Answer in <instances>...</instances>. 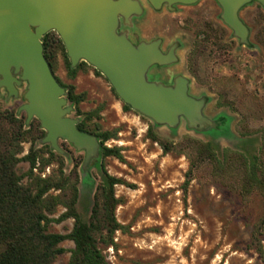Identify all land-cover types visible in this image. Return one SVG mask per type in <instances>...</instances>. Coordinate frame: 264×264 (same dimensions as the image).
<instances>
[{
	"label": "rangeland",
	"instance_id": "1",
	"mask_svg": "<svg viewBox=\"0 0 264 264\" xmlns=\"http://www.w3.org/2000/svg\"><path fill=\"white\" fill-rule=\"evenodd\" d=\"M220 14L215 0L177 6L173 11H153L145 4L133 33L147 42L161 39L163 51L176 46L177 63L154 68L152 73L167 82L177 75L188 78L190 94L208 100L205 116L226 119L221 132L197 133L184 123L174 130L155 126L125 108L107 80L86 63L88 67L70 77L69 60L57 51L53 75L64 86L73 107L70 117L78 124L84 122L98 141L97 135L116 133L104 146L120 149L122 159L98 156L83 169V152L60 140L58 146L64 154H58L46 147L48 144H41L45 135L22 144L20 157L31 148L37 152L33 173L42 178L58 175L60 168L65 177L76 174L75 208L84 221L89 219L104 172L122 182L114 187V194L120 200L115 217L123 229L115 233L116 247L103 252L109 264H264V199L254 188L244 192L240 169L219 172L215 164L205 162L192 169L186 184L191 169L187 156L190 140L211 144L220 159L230 151L245 157L256 155L264 164V9L252 3L240 11L250 30L251 47L239 45ZM199 44L206 47L201 54ZM69 92L77 103L69 100ZM23 93L22 88L14 100L0 90V114L13 112L17 119L25 120L24 113H17L24 104ZM149 130L175 149L165 154L150 139ZM50 151L61 159H51ZM28 169L26 162L17 167L19 174ZM64 212L60 206L52 217ZM73 222L52 224L49 231L67 235ZM60 247L65 253L53 264H67L73 243L64 241Z\"/></svg>",
	"mask_w": 264,
	"mask_h": 264
},
{
	"label": "water",
	"instance_id": "2",
	"mask_svg": "<svg viewBox=\"0 0 264 264\" xmlns=\"http://www.w3.org/2000/svg\"><path fill=\"white\" fill-rule=\"evenodd\" d=\"M201 0H0V90L7 99H17L23 88L25 123L36 119L45 132L41 144L64 154L58 142L70 144L85 154L83 169L98 158V139L77 128L71 118L73 107L66 90L52 74L43 54V37L55 32L60 38L70 67L84 62L99 72L117 98L131 110L149 119L155 126L221 132L226 119L211 120L204 114L205 96L190 94L188 78L177 75L167 82L154 68L177 63L176 46L163 52L161 39L139 40L133 33L135 20L145 13V4L153 11L177 6H192ZM220 20L239 45L251 47L250 30L240 11L264 0H215ZM145 3V4H144ZM134 38V39H133Z\"/></svg>",
	"mask_w": 264,
	"mask_h": 264
},
{
	"label": "trees",
	"instance_id": "3",
	"mask_svg": "<svg viewBox=\"0 0 264 264\" xmlns=\"http://www.w3.org/2000/svg\"><path fill=\"white\" fill-rule=\"evenodd\" d=\"M42 45L45 60L54 74L53 65L58 50L67 60L63 44L55 32H50L43 37ZM197 47L200 54L206 49L203 44ZM85 67L88 66L81 63L70 69V63H67L72 78ZM94 72L101 75L96 70ZM60 85L64 87L61 83ZM67 96L69 100L78 102L70 92ZM124 107L129 108L126 105ZM16 116L13 112L0 114V264H53L65 253V249L60 247L64 241L73 243L67 264H109L103 252L108 248L116 247L115 233L123 229L115 217V210L120 205V200L114 194V187L122 185V182L104 172L94 196L89 219L84 221L75 208L76 174L71 178L65 177L60 168L58 175L42 178L33 173L38 159L37 152L31 148L26 156L20 157L23 151L22 144L29 140L34 142L42 138L45 133L40 129L37 120L26 124L25 120L17 119ZM25 127L29 129L24 130ZM77 128L93 135L84 122L79 123ZM148 134L165 154L175 149L171 144L159 140L150 130ZM97 137L100 143L99 156L122 159L120 149L104 146L106 141L116 137V133H104ZM187 148H189L187 156L190 159L191 169L186 184L191 180L192 169L208 162L215 164L219 172L240 169L244 192L248 193L254 188L264 199V164L258 156L245 157L225 151L220 159L211 144L191 140ZM50 156L51 159H61L51 151ZM22 162H26L29 169L26 173L19 174L17 167ZM48 163L50 160L42 164L40 173ZM24 180L26 183L23 182ZM50 192L58 193L54 195ZM60 206L65 212L53 218ZM68 219L74 221L69 234L61 235L49 231L52 224H60Z\"/></svg>",
	"mask_w": 264,
	"mask_h": 264
},
{
	"label": "flooded vegetation",
	"instance_id": "4",
	"mask_svg": "<svg viewBox=\"0 0 264 264\" xmlns=\"http://www.w3.org/2000/svg\"><path fill=\"white\" fill-rule=\"evenodd\" d=\"M169 49V48H168ZM168 49L166 51H163L164 53H166L168 51Z\"/></svg>",
	"mask_w": 264,
	"mask_h": 264
}]
</instances>
